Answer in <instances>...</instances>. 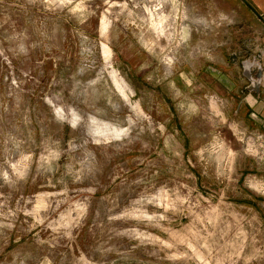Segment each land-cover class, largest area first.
<instances>
[{"label": "rangeland", "instance_id": "obj_1", "mask_svg": "<svg viewBox=\"0 0 264 264\" xmlns=\"http://www.w3.org/2000/svg\"><path fill=\"white\" fill-rule=\"evenodd\" d=\"M262 33L240 0H0V264H264V130L202 77Z\"/></svg>", "mask_w": 264, "mask_h": 264}, {"label": "crops", "instance_id": "obj_2", "mask_svg": "<svg viewBox=\"0 0 264 264\" xmlns=\"http://www.w3.org/2000/svg\"><path fill=\"white\" fill-rule=\"evenodd\" d=\"M240 1L251 18L262 26L263 33L255 39L262 41L260 54L253 56L246 48L244 54L231 48H225L222 55L212 53L213 63L203 66L202 77L212 81L231 114L241 117L245 127L251 125L264 130V0ZM245 23L244 41H254L251 25L247 27Z\"/></svg>", "mask_w": 264, "mask_h": 264}, {"label": "bare ground", "instance_id": "obj_3", "mask_svg": "<svg viewBox=\"0 0 264 264\" xmlns=\"http://www.w3.org/2000/svg\"><path fill=\"white\" fill-rule=\"evenodd\" d=\"M104 24H105V23H104ZM104 24H103V25H104ZM103 27L105 28L106 26L104 25ZM103 27H102V29H103ZM103 32H104V31H103ZM122 93H123V92H122ZM123 96H124V95H123ZM110 131H111V130H110Z\"/></svg>", "mask_w": 264, "mask_h": 264}]
</instances>
